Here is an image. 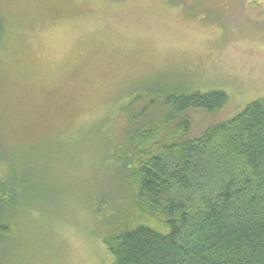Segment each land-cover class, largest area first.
Segmentation results:
<instances>
[{
    "label": "rangeland",
    "instance_id": "1",
    "mask_svg": "<svg viewBox=\"0 0 264 264\" xmlns=\"http://www.w3.org/2000/svg\"><path fill=\"white\" fill-rule=\"evenodd\" d=\"M0 19V178L21 194L0 264H111L137 206L130 116L168 145L161 92H227L185 113L190 137L264 97L263 0H0Z\"/></svg>",
    "mask_w": 264,
    "mask_h": 264
},
{
    "label": "trees",
    "instance_id": "2",
    "mask_svg": "<svg viewBox=\"0 0 264 264\" xmlns=\"http://www.w3.org/2000/svg\"><path fill=\"white\" fill-rule=\"evenodd\" d=\"M3 31L0 19V38ZM161 93L147 103L166 111L177 140L154 142L156 130L139 120L148 108L130 116L126 144L137 155L124 154L122 168L135 178L137 206L104 239L111 264H264V97L190 137L185 113L216 112L227 92ZM20 195L12 177L0 178V246Z\"/></svg>",
    "mask_w": 264,
    "mask_h": 264
}]
</instances>
